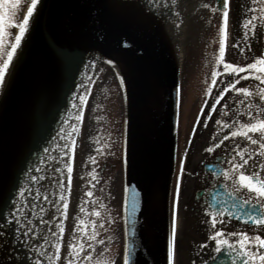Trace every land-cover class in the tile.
Listing matches in <instances>:
<instances>
[{"label":"water","instance_id":"95a60500","mask_svg":"<svg viewBox=\"0 0 264 264\" xmlns=\"http://www.w3.org/2000/svg\"><path fill=\"white\" fill-rule=\"evenodd\" d=\"M221 6L215 0V9ZM174 9L175 0L39 1L0 94V213L11 208L25 171H37L42 155L47 161L56 149L54 128H67L66 114L97 59L114 71L123 103L122 264L126 254L129 264H168L180 104L179 62L167 34V25L174 39L177 34ZM156 185L159 202L152 196ZM1 217L0 236L10 251L0 244V264L41 260L33 250L29 260L20 239L13 245L15 225ZM226 261L220 255L215 264Z\"/></svg>","mask_w":264,"mask_h":264},{"label":"flooded vegetation","instance_id":"af4514ba","mask_svg":"<svg viewBox=\"0 0 264 264\" xmlns=\"http://www.w3.org/2000/svg\"><path fill=\"white\" fill-rule=\"evenodd\" d=\"M245 3V5H241L240 19L242 21L248 18L245 10L253 6L251 0H246ZM240 47L244 51L240 55V61L237 65L239 67H246L256 58H264V26H258L247 39L242 41ZM245 75H248V72L233 75L224 72L220 89L216 87L215 92L207 94L206 101L202 105L201 117L197 119L200 121L192 120L196 123L191 127L190 134L184 135V129L181 130V127L179 130L171 215L173 217L174 211L177 214L176 244L184 255L187 254V264H210L223 252L232 253V258L224 264H243V262H239L241 261L240 258H237L236 253L227 245H225L226 247L219 246V251H217L218 246L215 241L208 238L214 235L217 230L224 232L226 235L223 238L233 244L239 237H234L231 235L232 233L244 232L249 236L260 235L264 238V228L250 222L245 223L247 219L244 215L245 212L260 211V206L255 202L254 194H252L253 198L248 204H243L245 199H249V192L242 188L239 191H234L238 185L234 184L232 180H225L223 177V172L230 168L229 161L235 159L237 163L241 162V158L236 156V152L243 151L245 148L248 149V152L245 153V158H247L252 152L258 151V145H251L246 138L230 136L231 131L238 130L239 123L247 122L246 115H243L246 109L240 103L245 99L243 95L235 92V102H223L228 94V92H224V88L236 80H239L236 87H247L250 91H256L259 82L252 77L247 80L240 79ZM221 93H223L222 97ZM217 100L219 103H216ZM248 102L264 107L258 98H253ZM217 111L222 114L220 120L214 119ZM217 121L220 123L218 124ZM224 123H227L229 127L224 128ZM205 132L209 134L206 137L201 136ZM225 135H229L228 140L223 139ZM253 138H258V135L253 134ZM216 145L220 146L216 147ZM209 147L213 148L211 153L206 151ZM261 164H264V156H253L245 169V173L249 175L253 171L262 173ZM232 175H236V173ZM177 186L179 187L178 195ZM242 204L243 207H241ZM219 211L225 212V215L217 218L214 229L210 222L209 213H218ZM179 212L181 213L180 219ZM197 241L205 243L204 247L197 246Z\"/></svg>","mask_w":264,"mask_h":264},{"label":"snow or ice","instance_id":"6c2138e0","mask_svg":"<svg viewBox=\"0 0 264 264\" xmlns=\"http://www.w3.org/2000/svg\"><path fill=\"white\" fill-rule=\"evenodd\" d=\"M222 7L219 9L221 20L219 23V49L218 56L216 57V63L223 64L224 70L229 75L239 74L243 72H248V75L240 77V79L247 80L250 77L254 78L259 82L256 91H250L247 87H236L239 83V80L229 84L224 88V92L235 91L238 94H242L245 98L240 103L243 107H245L246 111L243 115H246L247 122L239 123L238 130L231 131V137H244L246 138L251 145L257 146L258 151L252 152L250 155L245 158V153L248 152V149H244L243 151L236 152V156L241 158V162L237 163L235 159L229 161L230 168L223 172V177L225 180H232L234 184L238 185L234 189V191H239L241 188L246 189L250 196L249 199H245L243 204H248L250 199L253 198L252 194H254L255 202L260 206V211L257 212L255 210L245 212L246 216L245 223H252L254 225L260 226L264 228V164H261L260 167L262 169V173H257L255 171L252 174H246L245 169L249 165L250 160H252L253 156H264V107H261L260 104H252L248 101L253 98H258L261 104H264V58H256L252 63H248L246 67H239L232 63H226L224 61L225 51H226V37L228 35V25H229V15H230V0H220ZM251 4L253 6L248 7L247 15L248 18L242 21V28L245 30V39L254 32L258 26H264V0H251ZM20 5V0H0V45L4 43L3 36L5 35L6 30L11 29L12 27H18L19 33L15 35V43L11 45V51L7 52V59L4 60L3 66L0 67V80L3 79L4 72L8 68V64L13 57V53L16 48L19 46L21 38L23 37L29 23V18L32 16L33 10L36 6V0H32L31 6L27 8V14L23 16L22 22L13 23L15 16L18 11V6ZM204 8H208V4L203 5ZM235 47V45H233ZM244 50L241 49V52ZM219 75L215 70L212 72V83H217L215 77ZM223 93H221V97ZM80 102L83 105L86 102V97L81 96ZM219 103V100L216 101ZM215 107V105H213ZM227 115V113H225ZM77 121L82 119V112L80 115L75 117ZM219 124L220 121H217ZM224 128H228L229 125L227 123L223 124ZM79 129L76 126H72V131L68 134V139L70 141V145H66L68 147V152L71 153L74 151V147L76 144L75 138L72 136V133H78ZM253 134H257L258 138H253ZM224 140L229 139V135H225L223 137ZM100 143V141H97ZM220 145H216L219 147ZM103 148H107V145H104ZM103 148H97V153L102 154ZM207 152L211 153L213 151L212 147L206 149ZM66 155L68 153H65ZM89 160L92 164H96L95 157H89ZM255 167V165H254ZM64 168L66 169L67 175L63 177V179H57L56 183L59 185V188L63 192L65 188L69 190L68 194H61L57 201H52V206L56 209V212L59 213L60 216L67 218V213L69 209V196L70 190L72 188V179H73V165L72 158L69 156V160L64 164ZM55 172L61 173V168L57 167L54 169ZM236 173V175H232ZM63 175V174H62ZM91 176L92 180L95 181L98 179L95 169L92 172L88 173ZM33 179H36L33 177ZM40 179H43L41 177ZM23 192H21V195ZM179 194V187L177 186V195ZM88 197L93 196L92 191H88L86 193ZM45 200L48 199L47 196L44 197ZM215 200V197H213ZM127 199L125 200V204H127ZM99 203V201H97ZM243 204L241 207H243ZM59 205V207H57ZM32 207H36L32 205ZM100 208H104L105 206L100 203ZM133 207H135V196H133ZM211 207V206H209ZM41 213L45 212V209L41 207ZM81 214L89 215V219L86 221L85 219L77 218L76 226L73 228V235L71 241L67 244V256L62 257L61 249H62V238L65 233L64 222L61 221L55 225L56 230L49 229V232L46 235L40 237L44 241L42 244H38L33 248L40 257L47 258V264H61L62 259L66 261V264H91L92 256L91 250L93 249V242L103 244L104 241L99 239V231L97 230V225H99L100 229H104V224L101 222L102 215L100 211L95 210L94 208L91 210L90 214L86 213V209L81 207L79 209ZM22 214L19 218L17 214ZM9 215L12 217V220L8 221V226L15 225L17 231L21 233L22 236H28L34 233V229L31 227L32 220L28 219L26 221L27 231H24L25 224L22 223V220L26 213H24L23 208L17 207L16 212H10ZM211 217V225L215 229L217 218L219 216H224L225 212L219 211L218 213H209ZM231 215V213H228ZM91 217H97L100 219L92 220ZM56 216L52 215V220H55ZM40 223L47 226L49 221L41 218ZM177 224L178 218L177 214L174 211L172 217V229L171 235L168 240L167 246V262L168 264H174V253H175V240L177 234ZM226 234L222 231H215L214 235L209 236L210 240H214L217 244V251H219V246L227 245L230 249H232L237 258H243V264H264V238L260 235L249 236L248 234L241 233H232L231 235L238 236L239 239L235 241V244L230 243L227 239L223 237ZM87 241V243H85ZM36 264H41V261L38 259ZM124 264H129L128 255H125Z\"/></svg>","mask_w":264,"mask_h":264},{"label":"rangeland","instance_id":"374dc122","mask_svg":"<svg viewBox=\"0 0 264 264\" xmlns=\"http://www.w3.org/2000/svg\"><path fill=\"white\" fill-rule=\"evenodd\" d=\"M250 1V0H249ZM232 4L230 9L232 10L229 15V36L226 40V51L225 56L230 60L237 61L238 54L241 55V47L238 45L240 40L242 39L243 31L240 19L239 10L240 3L245 5L246 0H232ZM250 4V2H249ZM18 12V11H17ZM193 22L190 24L189 27L192 25ZM10 30V29H9ZM9 30H6L5 35L3 36L4 43L0 45V59L3 58L5 50L10 42L13 43L14 36L10 40L7 39V35ZM12 30V29H11ZM189 30V28H188ZM191 30V27H190ZM203 28H199V34L201 35ZM189 33V31H188ZM187 33V35H188ZM205 31L202 34L204 35ZM12 34V33H11ZM218 38L215 46L212 48L214 50L219 49V31L216 34ZM205 39L200 38V40H195L190 43V46L193 48H197L202 46ZM203 41V42H202ZM244 41V40H243ZM186 43V42H185ZM246 43V42H245ZM9 44V45H10ZM235 45V47L233 46ZM208 49H205L203 62L206 60V54L208 53ZM4 51V52H3ZM6 56V55H5ZM198 57L195 51L191 50V58L188 63L189 58L186 60V64L184 67V79L185 82H188V87L185 88L183 95H184V102L183 106H189L190 103L193 101L194 95H199V93L206 95L205 90L200 92L198 84L195 83L194 79L188 75V71L199 69L200 65L190 68V62H194V60ZM5 59V57H4ZM4 62V60H3ZM3 62L0 67L3 66ZM221 69V68H220ZM220 71V70H219ZM189 76V77H188ZM188 77V78H187ZM197 86V87H196ZM200 94V95H201ZM86 102L83 104L82 107V119L80 120V127L83 122V128L79 133L78 141H77V149H78V158H82L86 160L88 158V154H97L93 151H88L87 154H84L85 147L88 143L89 138L91 137L93 140L100 141V143L107 145V148H103L102 145L100 148H103V153H98L99 156V163L96 164L95 172L97 174L99 168H101V163L103 161H113L116 169L113 174L109 171L106 174L99 178L97 181H94V186L98 190L93 193V196L89 198V202L87 200V208L90 214V208L96 207L95 210L100 211L101 215L105 214L104 211H110L112 206L115 207L117 204H120L121 195H122V175L120 169V135H121V119H122V111H121V98L119 94V89L115 82L114 77L112 76L111 72L104 71V69H100L97 76L92 81L91 88L87 89L86 93ZM236 101L235 91H229L226 97L224 98L223 102L231 103ZM187 112V109H184V113ZM86 118V119H85ZM222 118V114L220 111L215 113L216 120H220ZM103 131L101 132V129ZM189 128V126H188ZM101 132V134L99 133ZM99 133V134H98ZM208 132L201 134V136L208 135ZM87 150H89L87 148ZM84 154V155H83ZM93 156L97 159L96 156ZM120 170V171H119ZM91 182V179H90ZM80 204L83 203L82 201L86 198V195H82L78 193ZM82 198V201H81ZM88 199V198H87ZM99 201V203H97ZM102 203L105 207L100 208L99 204ZM87 210V209H86ZM81 215V213H80ZM181 213L179 212V219ZM73 219H71L72 221ZM66 220V228H65V235L67 230H70L72 223ZM69 223V225H67ZM108 224V222H107ZM110 225V224H109ZM65 238V237H64ZM119 240V241H118ZM111 239L108 241L110 242ZM198 242V241H197ZM205 243H197V246L204 247ZM107 246V245H106ZM177 252L174 255V264H187L188 258L187 254H183L179 248H176ZM66 246L61 249V255H66ZM121 245L120 239L118 235H114V241H112L102 252L99 263L98 264H121ZM65 260L62 259L61 264H64Z\"/></svg>","mask_w":264,"mask_h":264},{"label":"bare ground","instance_id":"6f19581e","mask_svg":"<svg viewBox=\"0 0 264 264\" xmlns=\"http://www.w3.org/2000/svg\"><path fill=\"white\" fill-rule=\"evenodd\" d=\"M39 1L40 0H36V6L39 3ZM31 3H32V1L28 5V7L31 6ZM197 3H198V1H194V0H176V12H175L176 15H175V20H176V22H177L178 25H177V35L174 34L175 35L174 36L175 39L173 38V33H174V30L175 29L172 28L170 25H167V34H168V37H169L172 45L175 46V49L177 48L175 52L177 54L178 61H181L182 56H183V47H184V41H185L186 33H187L188 21H189L190 17L192 16L194 9L197 7ZM27 8L24 11L23 16L27 14ZM33 12H34V10H33ZM23 16L21 15V17H22L21 18V21L23 20ZM18 33H19V29L17 30V32L15 33V35H17ZM25 33H24L23 37L21 38V41L19 43V46H20L22 40H24V38H25V35H26ZM19 46L16 48L15 52L13 53V57L17 55L18 50H19ZM12 62H11V64H12ZM7 71H8V68L5 70L6 73L4 72L3 79L0 81V84L3 85V90H4V87H5L4 84H5L6 80H7V78L8 77L10 78V76H9L10 71H9V73ZM88 76H89V71L87 70L84 73V77H83V79L81 81V83L84 82V88H85V84H86V81L88 79ZM82 89H83V86H82ZM1 93H2V88L0 89V94ZM150 98H151L150 102L146 101V104H148V103L150 104V107H151V110L150 111H152V108L155 109L154 104H156V102H155V98H153L151 95H150ZM77 107H80V94L76 98V106L73 107V105H72V107L68 110V112L66 114L67 119L68 118L71 119L70 120L71 121V126H70L71 130L70 131H72V126H75V123H76L75 117L78 115V109H77ZM146 110H149V107L148 106H146ZM148 116L150 117L151 115L149 114ZM54 132L57 135V141H56V143H58L59 140L62 143L64 141V138H65L66 128L64 126L62 127L61 124L57 123L56 126H55V128H54ZM72 136L74 137V133H72ZM67 155L68 156H67V160L65 159V163L69 160V156H71V158H72V152L71 153L68 152ZM42 157H44V158L41 160V165L40 166L45 167V165H46V160H45L46 157L44 155H42ZM64 164L62 165V168L61 169L64 168ZM34 165H37L36 162L34 163ZM66 175H67V172H66V169H65L63 176L66 177ZM159 188L160 187L158 185H156V189L154 188V191L155 192H153V195H152L153 196V199L155 201H157V202H159V200H158L159 199V196H158L159 195V193H158L159 192ZM68 192H69V190L67 188H65L63 190V192H62L61 189L59 188V185L57 183H56V185L54 184L52 186V189L49 190L50 196L48 197V203H49L50 207L53 209L51 211V213H52L51 215H55L56 216V219L54 220V224H53V230H56L55 229V225L57 223L61 222V221L64 222V226H65V217L60 216L59 213L56 212V209L52 206V203L51 202L52 201H57L59 199V196L61 194H66L67 195ZM57 207H59V205H57ZM10 212H16V210H14V209H12V208H10L8 206H5L4 209H3V211L0 213V215H2L1 218L4 219L6 217H11L9 215ZM19 238H20L21 241H23V242L25 241V243H27V245H30L31 244V240L28 239L27 237L19 236ZM6 243H8L7 238H6ZM6 243L3 240L2 236H0V244L3 246V250L10 251L9 248H8V246L7 247L5 246ZM0 251H1V248H0Z\"/></svg>","mask_w":264,"mask_h":264}]
</instances>
